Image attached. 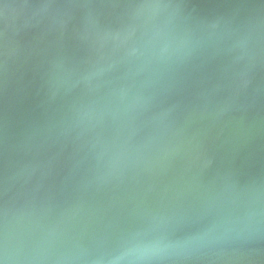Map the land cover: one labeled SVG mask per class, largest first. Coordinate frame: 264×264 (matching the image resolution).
<instances>
[{
  "label": "water",
  "instance_id": "water-1",
  "mask_svg": "<svg viewBox=\"0 0 264 264\" xmlns=\"http://www.w3.org/2000/svg\"><path fill=\"white\" fill-rule=\"evenodd\" d=\"M0 264H264V0H0Z\"/></svg>",
  "mask_w": 264,
  "mask_h": 264
}]
</instances>
